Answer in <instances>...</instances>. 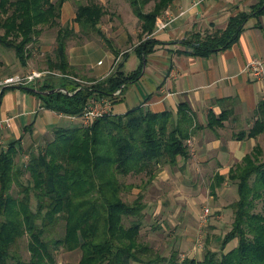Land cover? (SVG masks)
<instances>
[{
    "label": "trees",
    "instance_id": "trees-1",
    "mask_svg": "<svg viewBox=\"0 0 264 264\" xmlns=\"http://www.w3.org/2000/svg\"><path fill=\"white\" fill-rule=\"evenodd\" d=\"M67 1L0 0V48L27 67L43 34L55 29V48L46 62L61 77L45 79L34 85L38 88L21 87L37 94L49 109L82 116L90 99L115 100L118 89L140 78L148 57L162 43L151 38L158 18L176 0H155L150 10L145 9L150 0H129L140 21L138 37L143 40L135 48L140 64L126 72L121 63L103 79L89 76L88 66L72 64L68 48L71 41L82 44L96 35L107 49L117 56L121 53L101 28L106 7L99 0H75L76 30L61 20ZM263 15L264 0H259L230 16L225 28L192 33L179 53L208 57L225 50L239 41L251 18ZM11 88L3 90L0 102ZM230 113L211 111L207 126L223 127ZM256 113L253 126L242 131L239 139L264 133V99ZM196 119L188 102L180 103L177 112L138 106L98 117L90 125L57 127L53 140L30 154L21 152L18 140L0 142V264H57L63 250L76 249L82 250L77 264H264V212L257 211V204H264L261 145L233 167L228 177L217 174L211 186L216 194L229 180L238 192L230 205L232 228L222 238L220 249L208 248L200 260L182 258L176 250L168 256L142 241L149 203L143 187L130 199L137 185L124 178L142 176L143 184H150L163 166L183 171L180 158H191L187 141ZM25 236L29 237V258L20 251Z\"/></svg>",
    "mask_w": 264,
    "mask_h": 264
},
{
    "label": "crops",
    "instance_id": "crops-1",
    "mask_svg": "<svg viewBox=\"0 0 264 264\" xmlns=\"http://www.w3.org/2000/svg\"><path fill=\"white\" fill-rule=\"evenodd\" d=\"M99 1L106 7L109 5V0ZM258 1L176 0L157 22L160 19L168 21L169 18H173V21L161 30L157 25L156 31L151 35V38H156L162 43L157 44L155 52L148 57L140 78L123 87L122 94L113 101L115 114L126 113L138 106L155 112H177L180 103L188 102L191 105L197 116L190 137L193 152L188 160L180 158V166H184V172L180 174L181 171L178 170L177 174H180L181 179H190L195 186H201V191L205 184L215 182L217 174L228 177L230 170L242 162L257 145H261L264 150V133L252 138H238L242 131H247L253 126L258 118L256 109L264 99V78L255 76L247 69V64L253 58H264V15L251 18L239 41L225 50L208 57L181 54L179 51L185 49L184 41L192 33L204 34L209 30L225 28L230 16L242 9H249ZM109 11L106 8L108 13L105 16L111 18L112 11ZM130 12L129 17L132 20L118 26V29L121 28L118 34H111L103 21L101 22V28L106 35L111 39L117 38L118 45L135 38L140 32L139 18L131 10ZM75 17L74 6L70 1L65 2L62 23H70L79 30V24L74 22ZM53 42L55 43V38ZM73 42L71 41L68 48L71 63L88 66V73L99 79L107 77L121 64L120 58L115 66L119 56L105 48L100 39L82 44ZM94 49L103 53L97 61L89 58V53ZM45 51H52V45L46 40L38 46L37 54ZM135 54L136 52L130 53L122 61L126 72L138 68L140 59ZM133 56L132 69H128L127 64ZM100 61L103 62L100 64ZM127 101L129 109L123 106ZM224 110L232 113L223 127L207 126L211 111L219 115ZM6 118L11 120L8 124H0V142L8 144L18 140L24 154L37 151L53 140L57 127H69L82 122L81 119H73L64 113L49 109L37 94L27 91L24 87L8 89L4 94L0 102V121ZM172 170L171 167H166L159 173L154 182L155 190V187L159 189L164 182L174 180L176 175ZM225 186L218 189L219 196L229 188ZM213 209L221 211L218 217L221 221H226L228 216L232 218L233 212L230 208L216 205ZM194 211L196 212L197 208H194Z\"/></svg>",
    "mask_w": 264,
    "mask_h": 264
},
{
    "label": "rangeland",
    "instance_id": "rangeland-1",
    "mask_svg": "<svg viewBox=\"0 0 264 264\" xmlns=\"http://www.w3.org/2000/svg\"><path fill=\"white\" fill-rule=\"evenodd\" d=\"M69 1L76 10L75 0ZM154 3L155 0H150V3L145 9H151ZM107 4L109 5L105 7L107 8L108 12H110L109 9H111L112 16L110 18L104 15L102 21L109 29L111 34H118V32L121 30V28L118 29V26L127 24L128 20H132V18L129 17V13H131L130 10L134 13L133 7L129 0H109ZM108 12H106V14ZM112 27L114 31H112ZM139 33L135 36V38H131L129 41L126 40L120 45L117 44V38L112 39L114 46L121 50V53L118 55L119 57H117V61H120L121 58L122 63L127 55L135 52V48L143 40L138 37ZM55 34V29L43 34L41 41H49V43L52 45V51H45L37 54L38 47H36V52L34 53V56L30 58L27 67H23L15 59V57L7 54L5 50L0 48V78L16 73L28 74L32 70H37L40 72H51L46 74L42 81L51 77L58 81L62 74L58 70H50L46 62L47 55L51 54L55 48V43L53 42ZM99 39L101 40V38L98 36L93 35L92 38L87 41ZM73 43L77 44L76 41ZM105 48H107L106 45ZM102 56L103 53L101 54L96 49L89 53V58H94L95 61H97V58ZM133 60L134 56L127 64L128 69H132ZM89 76L95 75L89 74ZM42 81H40V83ZM123 106L126 107V109H129V102L127 101V104H123ZM121 108L123 107H119V109ZM262 158L264 159V153ZM166 167L168 168L170 166H163L161 171ZM176 170L177 169L172 171L175 173L174 175H176L177 178L174 176V180L164 182L159 189L155 187L156 190L154 189V182L150 184H143L142 176H127L124 178V180L127 183L130 182L137 185L136 188H134L133 193L129 196L130 199L136 197L137 193L140 192L143 187V191L145 192V200L149 203L146 218L147 224L142 231V241L149 242L156 250L168 256L176 250L179 252L182 258L191 257L202 260L208 248L215 250L221 248L222 238L232 228L233 215L232 218H229L228 216L226 221H221V219L218 218L221 214V211L213 209V207L218 205L225 209L230 208L233 212V209L230 207V205L238 198L237 187L227 180L224 182L223 186L226 187L225 185H227L229 188H227L226 192L221 196H219L220 193H218V191L216 194L212 193L211 183L205 184L201 191V186H195L193 184L194 182H192L190 179L183 180L180 178V174H182L184 170L181 171L180 174H177ZM145 180L146 177L144 178V181ZM141 184L143 185L141 186ZM194 208H197L196 212L194 211ZM206 208H210V214L204 218V212ZM257 211L264 212V204L262 202L257 204ZM28 240L29 237L25 236L20 240L19 243L20 251L25 258L30 257V253L27 248ZM229 248L230 245L227 249ZM81 257V249L72 251L63 250L59 255L57 264H77Z\"/></svg>",
    "mask_w": 264,
    "mask_h": 264
},
{
    "label": "built area",
    "instance_id": "built-area-1",
    "mask_svg": "<svg viewBox=\"0 0 264 264\" xmlns=\"http://www.w3.org/2000/svg\"><path fill=\"white\" fill-rule=\"evenodd\" d=\"M173 21V18H169L167 20H159L158 22V29L161 30L166 28L170 22ZM118 60V59H117ZM103 61H100L101 64ZM118 61L115 63L117 64ZM247 69L251 71L255 76L259 78H264V58L263 57H256L249 61L247 64ZM51 72H40L37 70H32L28 74H12L8 76H4L0 78V94L6 88L11 87H21V86H30L35 84H40V81L44 79L46 74ZM123 87L118 89L114 93V98L116 99L118 96L122 94ZM64 92H67L63 89ZM113 98H92L86 105L83 115L82 116H74L68 115L73 119H81L84 125H90L94 120L98 117L104 116L106 114H113ZM11 118H6L5 120L0 121V124H8ZM188 146L193 152V142L191 139L187 141ZM25 161L28 160V157L24 158ZM204 218H206L210 214V208H206L204 212Z\"/></svg>",
    "mask_w": 264,
    "mask_h": 264
},
{
    "label": "water",
    "instance_id": "water-1",
    "mask_svg": "<svg viewBox=\"0 0 264 264\" xmlns=\"http://www.w3.org/2000/svg\"><path fill=\"white\" fill-rule=\"evenodd\" d=\"M146 63V62H145Z\"/></svg>",
    "mask_w": 264,
    "mask_h": 264
}]
</instances>
